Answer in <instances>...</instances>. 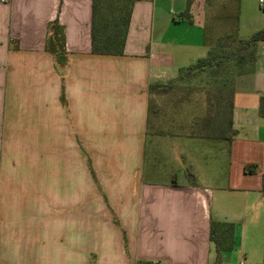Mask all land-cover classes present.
Segmentation results:
<instances>
[{"label":"crops","instance_id":"obj_1","mask_svg":"<svg viewBox=\"0 0 264 264\" xmlns=\"http://www.w3.org/2000/svg\"><path fill=\"white\" fill-rule=\"evenodd\" d=\"M91 19L92 0H0V264H216L210 221L232 225L218 264H264V41L190 132L186 100L148 93L262 30L264 8L138 0L121 56L91 53Z\"/></svg>","mask_w":264,"mask_h":264},{"label":"trees","instance_id":"obj_2","mask_svg":"<svg viewBox=\"0 0 264 264\" xmlns=\"http://www.w3.org/2000/svg\"><path fill=\"white\" fill-rule=\"evenodd\" d=\"M138 0H120L117 4L118 16L114 22L109 23L102 17L103 0H92V19H91V53L94 55L121 56L123 54L124 43L127 35L128 25L131 16L133 4ZM109 26L106 28V25ZM111 24V26H110ZM264 41V28L253 33L246 41H240L235 31L223 34L218 37L208 48L207 55L198 59L192 66L180 70L174 81L160 85L148 86V93L156 94L164 90L167 92L172 86L181 83L184 73L188 70H207L221 71L225 70L224 79H229V89L235 77L248 71L253 60L252 47L257 42ZM45 49L50 53L58 64L63 65L66 62V52L64 50L63 28L56 21L50 23L47 28ZM232 68V69H231ZM235 69L237 72L231 76ZM228 98V97H227ZM61 100L64 102L63 94ZM206 114V118H209ZM245 172L254 173L255 168L249 167ZM262 191L264 192V175L262 176ZM220 235L227 236L231 234L232 225L210 221V241L216 245L217 262L219 263V252L223 245ZM135 264H152L149 261L138 260Z\"/></svg>","mask_w":264,"mask_h":264},{"label":"rangeland","instance_id":"obj_3","mask_svg":"<svg viewBox=\"0 0 264 264\" xmlns=\"http://www.w3.org/2000/svg\"><path fill=\"white\" fill-rule=\"evenodd\" d=\"M120 3V0H103L101 9L105 21L114 22L118 16L117 4ZM108 26L109 24L106 28ZM231 69L230 75L233 76L237 71ZM224 76V69L221 71L188 70L184 73L181 83L172 86L167 92L164 90L157 92L151 104L161 105L164 102L186 100L181 103L182 108L179 111H174L181 115L184 126H186L187 117L201 116V121H203L206 114L209 117L214 116L229 95V79L225 80ZM192 128L193 124L190 123L185 130L190 132Z\"/></svg>","mask_w":264,"mask_h":264},{"label":"built area","instance_id":"obj_4","mask_svg":"<svg viewBox=\"0 0 264 264\" xmlns=\"http://www.w3.org/2000/svg\"><path fill=\"white\" fill-rule=\"evenodd\" d=\"M258 2H259L260 7L264 8V0H258ZM239 264H245V263L244 262H240Z\"/></svg>","mask_w":264,"mask_h":264}]
</instances>
